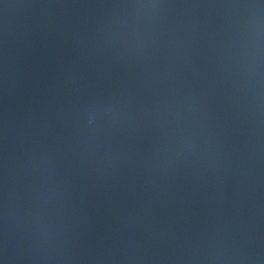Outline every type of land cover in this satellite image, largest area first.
<instances>
[{
	"label": "water",
	"instance_id": "95a60500",
	"mask_svg": "<svg viewBox=\"0 0 264 264\" xmlns=\"http://www.w3.org/2000/svg\"><path fill=\"white\" fill-rule=\"evenodd\" d=\"M0 264H264V0H0Z\"/></svg>",
	"mask_w": 264,
	"mask_h": 264
}]
</instances>
